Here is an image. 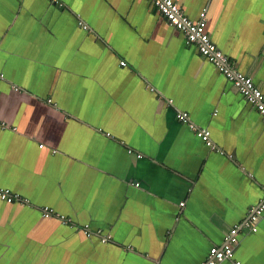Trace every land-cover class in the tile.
I'll return each mask as SVG.
<instances>
[{
  "label": "crops",
  "instance_id": "crops-1",
  "mask_svg": "<svg viewBox=\"0 0 264 264\" xmlns=\"http://www.w3.org/2000/svg\"><path fill=\"white\" fill-rule=\"evenodd\" d=\"M175 1L264 92V0ZM0 186L30 203L0 264H203L263 197L264 116L150 0H0ZM235 252L264 264V216Z\"/></svg>",
  "mask_w": 264,
  "mask_h": 264
},
{
  "label": "built area",
  "instance_id": "built-area-1",
  "mask_svg": "<svg viewBox=\"0 0 264 264\" xmlns=\"http://www.w3.org/2000/svg\"><path fill=\"white\" fill-rule=\"evenodd\" d=\"M154 7L159 10L168 20V22L180 30L184 35L188 45H196L201 54L206 57L225 77L234 84V86L243 94L247 102L254 105L257 110L264 116V92L254 82L253 78L241 71L237 63L231 59L229 53L222 50L211 38L206 30L205 13L201 14L199 19H194L185 12L184 9L175 0H150ZM83 28L90 30L88 24L80 21ZM125 64V61L122 62ZM18 89V87H15ZM173 102V99H170ZM177 118L184 124H187L190 130L196 134L206 145L212 149L224 153L220 144L216 143L211 135V131L207 126H200L192 121L188 111L181 110L177 112ZM4 125V124H3ZM133 152V150H131ZM141 156V154H137ZM262 199L252 204L248 210V219L245 222H237L233 224L224 235V242L219 245H213L203 264H223L228 260H232L233 264H242V259L236 256V248L239 247L250 233L258 231L260 221L264 216V189L262 191ZM0 198L9 203H15L25 206L29 200L18 193L13 192L9 188L0 186ZM44 215L50 217L57 215L70 227L81 228L85 234H90L91 230L88 226H80L56 213L52 208L46 206L43 208ZM113 240L111 233L101 235L102 242ZM133 244H127L122 247L124 252L133 250Z\"/></svg>",
  "mask_w": 264,
  "mask_h": 264
}]
</instances>
